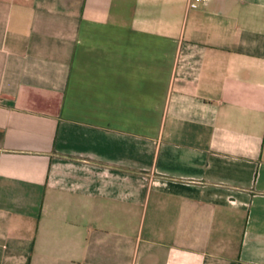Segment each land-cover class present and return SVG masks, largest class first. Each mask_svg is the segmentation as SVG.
<instances>
[{"label":"crops","instance_id":"1","mask_svg":"<svg viewBox=\"0 0 264 264\" xmlns=\"http://www.w3.org/2000/svg\"><path fill=\"white\" fill-rule=\"evenodd\" d=\"M0 264H264V0H0Z\"/></svg>","mask_w":264,"mask_h":264},{"label":"built area","instance_id":"2","mask_svg":"<svg viewBox=\"0 0 264 264\" xmlns=\"http://www.w3.org/2000/svg\"><path fill=\"white\" fill-rule=\"evenodd\" d=\"M197 3L204 2L206 0H195Z\"/></svg>","mask_w":264,"mask_h":264}]
</instances>
